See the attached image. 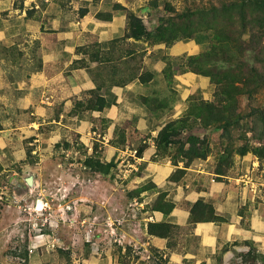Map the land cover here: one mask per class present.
Segmentation results:
<instances>
[{"label": "rangeland", "instance_id": "obj_1", "mask_svg": "<svg viewBox=\"0 0 264 264\" xmlns=\"http://www.w3.org/2000/svg\"><path fill=\"white\" fill-rule=\"evenodd\" d=\"M27 1L30 3L31 0ZM35 1L39 0L31 2ZM43 1L45 4L50 1L59 2L65 11H71L76 18L91 3L110 4L112 9L123 8L126 16L133 12L142 18L151 32L157 33L159 27L168 25L190 33L185 35L177 31L176 36L172 30H167V45L183 36L182 39H191L188 36L195 35V38L198 34H206L207 43L202 46L205 51L216 49L214 42L218 40L214 37L215 31L222 32L221 29L225 28L236 37L244 32V49L241 54H236V40L233 38L231 51L227 43L225 52L217 51L212 61L203 62L202 66L213 77L212 80L221 81L219 96L214 94L218 90L215 83L212 95L206 94L211 96L207 100H202L196 92L190 94L193 110L184 116L186 122L180 137L186 141L188 137L195 136L204 144L202 150L208 151L204 158L191 154L186 157L187 161L188 158L191 163L196 159L207 161L216 174L218 169L222 170L224 174L219 176H235L243 189L252 191L255 198L252 203L256 204V208L264 207V80L253 78L256 77L255 71L264 76V61H256L257 50L249 47L255 33L261 32L259 25H247L246 29L239 32L235 31L238 26L228 23L226 19L214 20L212 6H218L219 0ZM258 9L250 8L251 15H258ZM99 14L101 17L110 15L109 12H98L97 16ZM50 28L47 36H54ZM18 38L20 46L0 43V69L5 78H9V75L12 81L26 78L23 75L39 68L41 60L37 44L29 50L31 57L26 55V37ZM138 40L148 43L166 42L153 40L152 36ZM126 41H111L116 56L128 51V54L121 56L125 58L118 65L122 72L128 73L124 77L120 76L123 81L133 77L142 68L144 55L137 49L138 46L143 47V44H128ZM262 43L264 45V35ZM100 48L101 45L93 41L77 50L94 57L99 55ZM187 58L168 59L166 69L171 74L175 70L196 73L190 68L197 67L189 65ZM79 63L85 64L84 61ZM115 65L110 63L105 68L98 67L90 71L94 73L95 81L107 82L102 78L107 70L114 75L110 83L118 82L119 75L113 72ZM204 69L202 72H205ZM196 74L205 79L193 82L191 92L200 88L206 90L207 82L212 84L211 77ZM240 76L245 77V81L240 80ZM161 95L164 96L159 93L154 104L159 105L165 99L173 101L172 92H167L164 100H161ZM203 101L209 104H200ZM6 104L8 102L0 100V136L4 134L3 139H0V264H167L151 248L155 246L147 242L149 234H152L149 232V224L154 223L151 217L153 210H169L172 202L167 200L164 192L157 199L145 202L146 198L141 193L152 191L156 185L148 183L139 186L134 182L138 160L131 155V150L133 154L134 149L145 144L144 138L148 136L145 130L138 128L140 125L137 122L127 121L117 125L115 134L111 133L107 140L102 141L103 134L107 132L103 128L108 127L107 124H92L91 133H86L85 137L83 133L70 132V129L58 130L54 124H30L26 112L34 108L22 110ZM60 110L55 113L59 115ZM82 110L72 108L69 116L77 115V111ZM242 115L248 116L241 118ZM32 117L42 121L35 113ZM228 119L234 121L231 126L220 130L214 128ZM174 147H178L177 144ZM241 147L248 148L245 154L238 152ZM167 149L166 152L171 150ZM157 150L158 153L165 151L159 150L158 146ZM29 177H32V183L27 181ZM205 204L199 205L196 216H210L211 209ZM170 228L171 232L177 234L188 231L171 224ZM53 240L54 247L50 245ZM244 242L248 245L246 250H241L225 264H264V249L258 250L254 243ZM30 244H36L37 247H34V252L28 255L26 261L25 254L29 252Z\"/></svg>", "mask_w": 264, "mask_h": 264}, {"label": "crops", "instance_id": "obj_2", "mask_svg": "<svg viewBox=\"0 0 264 264\" xmlns=\"http://www.w3.org/2000/svg\"><path fill=\"white\" fill-rule=\"evenodd\" d=\"M31 1L0 0V43L20 46L18 37H26V55H31L29 50L37 44L41 58L40 67L23 75L26 78L20 81H12L9 75L5 78L0 69L1 102H8L6 105L9 107L22 110L34 108L26 112L30 124H54L58 130L70 129V132L81 135L91 133L92 124H107L108 127L103 128L107 132L103 134L102 141L107 140L111 133L115 134L117 125L127 121L137 122L140 125L137 127L145 130L148 136L144 138L146 148L137 159L134 182L139 186L148 183L156 185L152 191L141 193L146 198L145 202L157 199L164 192L167 200L174 203L168 214L153 210L152 222H167L179 229H188L180 234L170 231L166 236L149 234L147 243L155 246L151 248L167 264H225L235 254L246 250L248 245L244 241L254 243L258 250H263L264 207L259 209L252 203L255 198L251 190L243 189L233 175L219 176L211 170L207 161L196 159L187 164L184 157L173 160L174 148L161 153L157 150L156 138L160 129L167 122L186 114L190 94L197 93L198 97L207 100L211 96L206 94L212 95L215 90L214 84L207 82L206 90L200 88L191 92V84L202 80L203 76L181 70L171 74L166 69L170 58L205 51L202 46L207 43L206 36L180 39L169 45L165 42L148 43L127 36L128 20L123 8L112 9L110 4L91 3L76 18L57 1L46 4L43 0ZM98 12H109L111 17H99ZM48 27L54 31V36H47ZM114 39L144 45L137 48L144 53L142 68L124 81L120 76L128 73L122 72L118 65L125 58L121 56L128 51L116 56V49L111 47ZM93 41L101 45L98 56L90 57L91 54L77 50ZM113 61L116 64L113 72L119 75L118 82L110 83L114 75L107 70L103 71L102 77L107 82L95 81L90 69L105 68L110 63L113 66ZM143 71L152 74L146 81L141 79ZM167 92H172L173 101L165 99L161 107L154 104L152 99H156L159 93L166 96ZM164 96L161 95V100ZM59 108L61 110L57 115L55 111ZM72 108L83 110L69 116ZM33 112L42 121L35 120ZM2 135L0 139H3ZM200 199L210 203L220 218L192 222V205Z\"/></svg>", "mask_w": 264, "mask_h": 264}, {"label": "trees", "instance_id": "obj_3", "mask_svg": "<svg viewBox=\"0 0 264 264\" xmlns=\"http://www.w3.org/2000/svg\"><path fill=\"white\" fill-rule=\"evenodd\" d=\"M256 8L258 7L260 10V13L258 15H251L250 12V8ZM212 8L214 9L213 11L215 12L214 14L212 13L214 20L218 21L219 20H227V22H232L233 24L238 26V29H236L235 31H243V28H245L247 25H251L254 26V24H256L257 26L259 25V28H261V32L259 33L258 31L255 33L252 42L249 44V47L252 50H257V53L255 54V58L256 61H264V45H262V36L264 35V31L262 30V23H264V16H261L264 13V0H219V5H213ZM196 12V11H193ZM208 12V10H207ZM250 12V13H249ZM99 17H101V14L98 15ZM103 16V15H102ZM109 17H111V15H109ZM127 18L129 19L128 22V33L129 35H127L128 37H133L136 39L139 38H150L152 36L153 40L156 41H166L165 43L169 42L167 41V30H172V32L174 33V35L178 36L177 31H181L184 32L185 35L186 34H190L188 32H185V29H176L174 27H169L168 25H166L165 27H159V29L156 32H151L147 29L146 25L144 24V21L142 18H140L137 14L131 12L128 14ZM217 18V19H216ZM226 22V23H227ZM231 23V24H232ZM261 26V27H260ZM247 28V27H246ZM245 28V29H246ZM244 29V31H245ZM221 31H215L214 33V37H216V39L218 41L214 42V46H216V49H208L204 52L198 53V54H194V55H190L188 56L187 60H189V65H194L197 68H190V70L195 71L196 73L199 74H203V75H207L210 76L208 71H206L203 68V62H210L212 61L215 57L216 54H218L217 51L219 52H225L226 50L224 49L227 46V43L230 45V51H231V47L232 44L234 43L233 38H235L236 40V50L238 51L236 54H241L242 50L244 49V40L242 38V34L244 32H241L240 34H238V37H236L232 31H227L225 28L221 29ZM198 35H205L206 34H198ZM232 35H234L235 37H232ZM195 35H191L188 36L189 38H194ZM180 37V39L184 38ZM207 38V36H206ZM211 37L209 36V43L210 42ZM179 40V39H178ZM177 41V40H176ZM175 42V41H174ZM171 44V43H168ZM226 45V46H225ZM228 50V51H229ZM186 57V56H185ZM223 58H225L223 56ZM77 64V63H76ZM207 64V63H206ZM183 65V64H181ZM188 65V64H187ZM202 66V68H201ZM205 70V72H202V70ZM256 73V77L253 76L254 79H257L259 81L264 80V76L261 75L258 71H255ZM152 76L151 73H148L147 71H144L141 74V79L143 81H146V78H150ZM132 78V77H131ZM213 77H211V82L215 83L217 85L218 90H215L214 94L219 96V90H220V86H221V81H219L218 79H216L215 81L212 80ZM252 78V79H253ZM242 81H245V77H241L239 78ZM203 100V99H202ZM152 101H156V99H152ZM162 102L159 103V107L161 105ZM200 104H209L206 101H203L202 103L200 102ZM193 110L192 108V104L188 107L187 110V115L188 113H191ZM185 116V115H184ZM182 116L180 118L174 119L172 121L167 122L159 131L158 136L156 138V143L158 146L159 150H168L167 148H176V151L174 152L173 156V160L177 161V158L179 157H188L191 154L193 156L196 157H205L208 153V151H204L202 150V147L204 144L201 143L200 139L195 137V136H190L186 139V141L181 138L180 136H182L183 133V127H184V123L185 121V117ZM248 115H242L241 118H245ZM239 119V118H237ZM234 123V121L232 119H228L226 122L221 123V124H217L214 126L215 129L220 130V129H226L227 127L231 126ZM175 144H177L178 147H174ZM186 144H188V147L186 148ZM146 148V144H141L138 149H137V154L139 156H141V154L143 153L144 149ZM248 150L247 147H241V149H239L238 152L240 153H246ZM191 163V160L187 161V164ZM112 165V164H111ZM217 174H224L222 172L221 169H218ZM170 203V202H169ZM202 203L205 204V202L203 200H198L196 201V203L192 206L191 209V221L192 222H197L200 220H217L220 217L215 215V210L213 208V206L211 204H205V206H208L209 209H211V214L210 216H205V217H200V216H196V212L198 211L197 209H199V205ZM172 206H170L169 210H163L165 214H168L171 212V210L173 209L174 204L170 203ZM161 210V209H160ZM162 230H164V232H162ZM171 228H170V224L167 222H157V223H150L149 224V232L154 234V235H158V236H166L170 233ZM28 251H26L25 257H26V261L28 260Z\"/></svg>", "mask_w": 264, "mask_h": 264}, {"label": "built area", "instance_id": "obj_4", "mask_svg": "<svg viewBox=\"0 0 264 264\" xmlns=\"http://www.w3.org/2000/svg\"><path fill=\"white\" fill-rule=\"evenodd\" d=\"M133 157L138 159V157H137V149L134 150ZM131 166H134V165L131 164ZM40 240H42V239H40ZM50 245L54 247L55 246V241L54 240L50 241ZM34 247H37V245L36 244H30L29 245V252H28L29 255L34 252Z\"/></svg>", "mask_w": 264, "mask_h": 264}, {"label": "water", "instance_id": "obj_5", "mask_svg": "<svg viewBox=\"0 0 264 264\" xmlns=\"http://www.w3.org/2000/svg\"><path fill=\"white\" fill-rule=\"evenodd\" d=\"M27 181H28L29 183H32V182H33L32 177L27 178Z\"/></svg>", "mask_w": 264, "mask_h": 264}]
</instances>
